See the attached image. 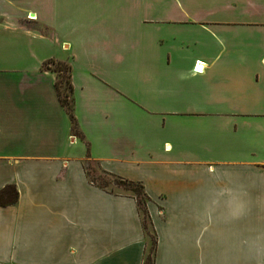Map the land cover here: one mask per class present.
<instances>
[{
  "label": "crops",
  "instance_id": "crops-1",
  "mask_svg": "<svg viewBox=\"0 0 264 264\" xmlns=\"http://www.w3.org/2000/svg\"><path fill=\"white\" fill-rule=\"evenodd\" d=\"M87 159L153 264H264V0H0V264H143Z\"/></svg>",
  "mask_w": 264,
  "mask_h": 264
},
{
  "label": "trees",
  "instance_id": "trees-1",
  "mask_svg": "<svg viewBox=\"0 0 264 264\" xmlns=\"http://www.w3.org/2000/svg\"><path fill=\"white\" fill-rule=\"evenodd\" d=\"M49 64H54L52 69L55 72H61L64 71L66 72V76H65V83L67 85V92L65 94L62 93L61 88L59 86V80L56 79L55 82V87L60 99V102L62 104V106L64 107L66 113L69 116L70 122H71V131L74 133V135H78L79 131L77 128V124L75 121V117L73 115L72 112V86H71V82H70V71L71 68L68 64L63 63V62H56L55 60H47L43 63V67L44 68H49L48 65ZM102 173L108 175L107 173H105L104 171H101ZM112 176V175H109ZM115 178V180H117V183L119 185L124 186V188L126 190H129L131 192V195L134 197L135 201H136V205L138 207V211H139V215H140V220H141V225L143 228V231L145 234H147L148 232V228L151 230L152 235L154 236V241L152 244V250L151 252H145V256H144V260H143V264H153V256L155 253V247H156V238L151 226V222L149 219V215L146 209V202H147V196L143 190V187L141 184L136 183V182H132L123 178H118L115 176H112ZM92 181V180H91ZM93 182V181H92ZM95 183V182H94ZM99 187L105 188L104 186H101L99 184H97ZM17 200V191L14 185H6L5 187H3L2 189H0V206H7V205H11L13 203H15Z\"/></svg>",
  "mask_w": 264,
  "mask_h": 264
},
{
  "label": "rangeland",
  "instance_id": "rangeland-1",
  "mask_svg": "<svg viewBox=\"0 0 264 264\" xmlns=\"http://www.w3.org/2000/svg\"><path fill=\"white\" fill-rule=\"evenodd\" d=\"M48 67L53 68L54 64H49ZM56 73H57V80H59V86L61 88V91L63 94H65L68 90L67 85L65 83L66 72L61 71ZM85 170L90 180H92L96 184L106 187L107 190H111L113 192H119V193L128 192L131 194V192L129 190H126L124 186L119 185L114 177L102 173L98 167V164L95 161L90 159L85 160ZM145 235L147 241L146 252L149 251L151 252L154 236L152 235V232L149 228L147 234Z\"/></svg>",
  "mask_w": 264,
  "mask_h": 264
},
{
  "label": "built area",
  "instance_id": "built-area-1",
  "mask_svg": "<svg viewBox=\"0 0 264 264\" xmlns=\"http://www.w3.org/2000/svg\"><path fill=\"white\" fill-rule=\"evenodd\" d=\"M196 71H200V69H196Z\"/></svg>",
  "mask_w": 264,
  "mask_h": 264
}]
</instances>
